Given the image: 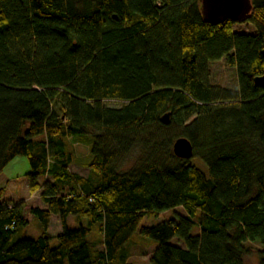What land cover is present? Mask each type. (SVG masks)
Masks as SVG:
<instances>
[{
	"label": "trees",
	"instance_id": "obj_1",
	"mask_svg": "<svg viewBox=\"0 0 264 264\" xmlns=\"http://www.w3.org/2000/svg\"><path fill=\"white\" fill-rule=\"evenodd\" d=\"M252 4L237 22L249 34L206 23L201 0H0V174L24 157L40 191L25 206L0 190V264H131L137 237L157 243L149 264H245L253 243L264 264V0ZM222 59L234 95L209 82ZM76 143L88 178L69 171ZM35 220L37 239L14 240Z\"/></svg>",
	"mask_w": 264,
	"mask_h": 264
},
{
	"label": "rangeland",
	"instance_id": "obj_2",
	"mask_svg": "<svg viewBox=\"0 0 264 264\" xmlns=\"http://www.w3.org/2000/svg\"><path fill=\"white\" fill-rule=\"evenodd\" d=\"M234 30L239 33H249L253 34L255 33V28L246 23H236L233 26ZM210 71V78L209 82L212 86L220 88L222 90H226L229 94H236L238 92V78H237V72L234 68L230 67L226 59H222L219 62H215L210 64L209 66ZM104 105L111 108H119L123 105V103L118 101H105ZM29 125H26L25 129L28 128ZM181 129L177 127L176 125H173L170 129H166V133L168 137H175L178 134H180ZM71 149H73L74 154V163L81 166H86L88 162L90 161V148L88 145H84L81 143H76L75 145L71 146ZM131 162V160H128ZM195 163V162H193ZM28 161L24 157L16 158L15 161L10 164V166L6 169L5 173L7 174V177L11 180V183L9 184L7 180L0 177V189L6 188V194L4 199H13L15 201H22L23 198V190L28 184V179L26 177L27 170L29 168ZM11 168L14 170L13 172H10ZM75 169H79L78 167H75ZM81 170V169H79ZM3 173L0 174V176ZM14 175V176H13ZM87 176V174H85ZM97 179V177H95ZM30 186V185H29ZM39 190L34 193H31L34 195L32 197L29 196V199L26 201L28 204L30 202L32 203L34 200L38 199L35 197ZM28 194V193H27ZM18 198H16V197ZM17 199V200H16ZM32 200V201H30ZM18 204V203H17ZM23 204V203H20ZM179 212L184 213V210L182 208L178 209ZM173 217V214L171 211L160 213L158 216L146 219L144 221V225L147 226H153L157 225L160 222L167 221ZM75 223V222H74ZM75 225V226H74ZM72 224L70 227H76V224ZM42 233V227L38 223V221H32L29 225L22 228L15 236L14 240L22 239L25 237L37 239ZM56 242L52 241L51 245H54ZM173 243H176V240H173ZM252 247V253L248 257L245 258V264H259L257 249L261 248L257 243L249 244ZM157 243L147 239V238H135L134 243L130 245L129 251H130V263L131 264H149V260L154 252V250L157 249Z\"/></svg>",
	"mask_w": 264,
	"mask_h": 264
},
{
	"label": "water",
	"instance_id": "obj_3",
	"mask_svg": "<svg viewBox=\"0 0 264 264\" xmlns=\"http://www.w3.org/2000/svg\"><path fill=\"white\" fill-rule=\"evenodd\" d=\"M253 10L252 0H201V14L208 24H222L227 20L232 22L245 21ZM114 18H117L114 16ZM264 56V50L262 52ZM257 86L264 87V74L254 80ZM161 122L169 125L171 113H166ZM174 154L182 160H191L194 156L192 143L185 137H179L173 144Z\"/></svg>",
	"mask_w": 264,
	"mask_h": 264
},
{
	"label": "crops",
	"instance_id": "obj_4",
	"mask_svg": "<svg viewBox=\"0 0 264 264\" xmlns=\"http://www.w3.org/2000/svg\"><path fill=\"white\" fill-rule=\"evenodd\" d=\"M15 161V160H14ZM13 161V162H14ZM12 162V163H13ZM12 163H10V164H12ZM10 165H8L7 167H6V169L9 167ZM29 166V165H28ZM75 167H78L79 169H81V170H79V169H75ZM6 169L3 171V174L0 176V177H2V178H4L5 180H7V182L10 184L11 183V180L9 179V177H7V174L5 173V171H6ZM69 171H70V173L71 174H73V175H79V176H81V177H84V178H88V177H90L91 176V172H90V170H89V168L87 167V164H86V166H83V164L81 165V166H79V165H77L76 163H73L70 167H69ZM10 172H13V174H14V170L11 168V170H10ZM30 172V168H28V170H27V173H26V175L28 174ZM85 174H87V176L85 175ZM14 176V175H13ZM28 179V178H27ZM39 182L41 183V182H43V180L42 179H40L39 180ZM30 183H29V179H28V184L26 185V187L24 188V190H23V193H22V195H23V200L22 201H20V202H18V201H15V200H13V199H10L11 201H13L15 204H20V203H23V204H25V206H27V205H29L28 204V202H26L28 199H29V196L31 195L32 197H34V195H32L31 194V192H30ZM1 189H3V188H1ZM0 189V190H1ZM5 190H6V188H5ZM28 193V194H27ZM38 193V192H37ZM5 194H6V191L4 192V195H3V197H5ZM35 194H36V192H35ZM16 197V196H15ZM35 197H37L38 199L40 198V192L35 196ZM16 198H18V197H16ZM7 200H9V199H7ZM17 200V199H16ZM30 201H32V200H30ZM35 201V200H34ZM31 203V202H30ZM75 222V218H72V217H70V218H68V225L69 226H72V224L74 225V224H76V222Z\"/></svg>",
	"mask_w": 264,
	"mask_h": 264
}]
</instances>
